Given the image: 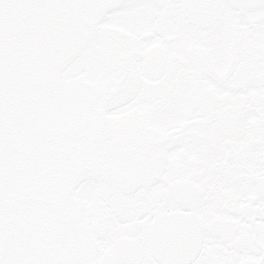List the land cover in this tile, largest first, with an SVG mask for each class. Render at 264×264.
<instances>
[{
  "label": "snow or ice",
  "instance_id": "snow-or-ice-1",
  "mask_svg": "<svg viewBox=\"0 0 264 264\" xmlns=\"http://www.w3.org/2000/svg\"><path fill=\"white\" fill-rule=\"evenodd\" d=\"M0 264H264V0H0Z\"/></svg>",
  "mask_w": 264,
  "mask_h": 264
}]
</instances>
